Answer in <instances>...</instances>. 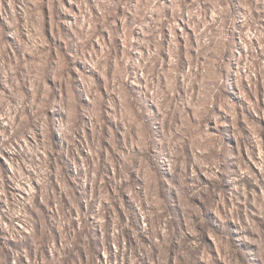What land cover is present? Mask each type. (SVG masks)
Listing matches in <instances>:
<instances>
[{
	"label": "rangeland",
	"instance_id": "rangeland-1",
	"mask_svg": "<svg viewBox=\"0 0 264 264\" xmlns=\"http://www.w3.org/2000/svg\"><path fill=\"white\" fill-rule=\"evenodd\" d=\"M193 3L0 0V264H264V0Z\"/></svg>",
	"mask_w": 264,
	"mask_h": 264
},
{
	"label": "trees",
	"instance_id": "trees-1",
	"mask_svg": "<svg viewBox=\"0 0 264 264\" xmlns=\"http://www.w3.org/2000/svg\"><path fill=\"white\" fill-rule=\"evenodd\" d=\"M178 5H179V10L177 12V14L179 13L180 15H183V13L187 10H189L191 7L194 6L193 0H178ZM229 54H232V48L229 49Z\"/></svg>",
	"mask_w": 264,
	"mask_h": 264
}]
</instances>
